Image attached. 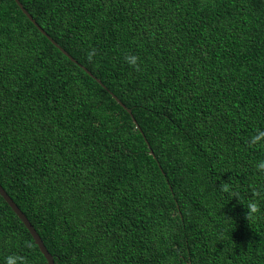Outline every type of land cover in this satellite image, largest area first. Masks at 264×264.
I'll list each match as a JSON object with an SVG mask.
<instances>
[{
    "label": "trees",
    "instance_id": "16d2710c",
    "mask_svg": "<svg viewBox=\"0 0 264 264\" xmlns=\"http://www.w3.org/2000/svg\"><path fill=\"white\" fill-rule=\"evenodd\" d=\"M19 1L73 58L0 0V184L55 264H264V0ZM8 257L48 264L0 195Z\"/></svg>",
    "mask_w": 264,
    "mask_h": 264
},
{
    "label": "water",
    "instance_id": "95a60500",
    "mask_svg": "<svg viewBox=\"0 0 264 264\" xmlns=\"http://www.w3.org/2000/svg\"><path fill=\"white\" fill-rule=\"evenodd\" d=\"M16 3L18 4V6L21 8V10L29 17V19L39 28V30L45 34L64 54H66L69 58L73 59L71 57V55H69V53L62 48L61 46H59L44 30L43 28H41L39 26V24L36 22V20L31 16L30 13H28V11L25 9V7L23 6V4L19 1V0H15ZM83 67V66H82ZM85 69V67H83ZM87 72L93 76V74L91 72H89L87 70ZM95 77V76H93ZM96 78V77H95ZM97 81L99 83H101L100 79L96 78ZM112 96L116 99V101L125 109H127V111L131 114V109L127 108L125 106V104H123L121 102L120 99H118L114 94H112ZM132 115V114H131ZM133 117V116H132ZM135 121V119H134ZM136 123V121H135ZM137 124V123H136ZM138 126V124H137ZM151 154H153V151L150 150ZM0 195L5 199V201L8 203V205L11 207V209L17 214V216L22 220V222L25 224V226L27 227V229L30 231L31 235L34 237L35 243L38 245V247L40 248L41 252L43 253V255L45 256L47 263L48 264H55L54 262V258L52 256V254L48 251L47 247L45 246V244L43 243V240L41 239L40 235L37 233L36 229L34 228V226L32 225V223L29 221V219L27 218V216L25 215V213L19 208V206L15 203V201L10 197V195L5 191V189L2 187V185L0 184Z\"/></svg>",
    "mask_w": 264,
    "mask_h": 264
},
{
    "label": "clouds",
    "instance_id": "9594fccd",
    "mask_svg": "<svg viewBox=\"0 0 264 264\" xmlns=\"http://www.w3.org/2000/svg\"><path fill=\"white\" fill-rule=\"evenodd\" d=\"M125 61L131 65L136 66L137 64V57L134 55L125 56ZM249 144L256 146L261 145L264 146V130H257L255 135H252L249 137ZM256 168L262 172H264V160H260L256 164ZM224 191H227V186H224L222 189ZM248 209H250L252 212L256 211V205L255 204H249ZM23 264V261L19 257H8L7 258V264Z\"/></svg>",
    "mask_w": 264,
    "mask_h": 264
}]
</instances>
